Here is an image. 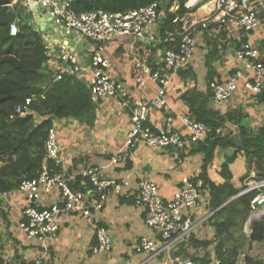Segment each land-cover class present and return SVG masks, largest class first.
Listing matches in <instances>:
<instances>
[{
	"label": "built area",
	"instance_id": "1",
	"mask_svg": "<svg viewBox=\"0 0 264 264\" xmlns=\"http://www.w3.org/2000/svg\"><path fill=\"white\" fill-rule=\"evenodd\" d=\"M73 0H64L58 7L54 0H43L44 7L49 6L53 22L73 31L80 41L92 44L113 41L117 38L132 37L138 42H155L157 45L175 44V48H165L164 58L159 68H152L145 60H136L135 86L142 89L147 83L157 86L155 96L149 102H143L130 96L123 83L108 76L109 62L100 49L90 54V62L85 66L79 63L77 52L66 45H58L53 53L49 44H45V56L50 59L56 56L59 63H66L71 71L63 70L54 74L53 81L61 79L63 73L74 76L89 72L92 81L89 86L90 102L99 104L105 99H114L119 106L129 110L130 129L127 132L124 149L135 148L140 141L146 146L156 149L172 148L178 151H189L197 142L204 141L211 129L185 115L181 118L183 133L174 129L171 119L160 129L148 124L151 108L168 110L165 95L172 84V78L180 70L191 64L195 51V38L207 31L209 26L224 27L233 25L245 34L255 31L261 20L257 14V5L252 0H186L183 15L171 20L174 31L166 32L165 36L154 39L147 29L161 23L166 12L176 14L180 10L179 0L153 2L147 6L129 10L122 14L107 13L101 10L77 14L72 9ZM32 4V0H24ZM264 0L258 5L263 6ZM16 24L10 26V35L18 34ZM56 53V54H55ZM238 66L225 79H214L208 83V89L214 104L223 105L229 102L238 91L240 84L250 95L261 96L264 106V59L258 49L250 42H244L235 52ZM30 100L25 101L28 106ZM26 108H18L23 114ZM45 159L36 177L21 182L18 191L25 198L21 210L18 229L27 239L45 243L55 237L59 230L58 221L62 214L79 215L92 223L93 215L102 212L109 197L132 199L142 210L145 227L154 237H141L135 247L138 254H147L146 264L152 259L186 242L199 222H194L188 211L198 204L203 183L199 179L186 180L171 200L160 196L159 189L152 181L140 179L136 187L131 189L127 177L113 180L106 177L103 168L87 166L78 172L68 173L60 153L58 135L54 127L49 129L44 142ZM123 162L122 154L113 156L111 166ZM80 179L78 188L74 185ZM244 190L238 195L254 193L249 202L251 212L264 206V178L256 179L254 174L244 182ZM57 192L58 201L44 205L49 197ZM5 194H3L4 196ZM212 214L207 216L208 219ZM95 244L91 248L93 255L111 251V242L107 230L98 224L96 227ZM29 264H51L46 253L33 258ZM174 264H192L191 261L174 260ZM214 264H218L216 260Z\"/></svg>",
	"mask_w": 264,
	"mask_h": 264
},
{
	"label": "crops",
	"instance_id": "2",
	"mask_svg": "<svg viewBox=\"0 0 264 264\" xmlns=\"http://www.w3.org/2000/svg\"><path fill=\"white\" fill-rule=\"evenodd\" d=\"M17 1L15 0L14 3ZM259 1L263 0H252V3L257 5L256 10L261 25L250 34H245L230 24L224 27L211 25L213 27L210 30L208 29L196 36L195 51L190 67L197 75V89L200 92L206 93L208 91L204 58L210 50V42L217 40L221 49L219 52L221 60L214 63L220 80L227 78L230 72L238 67L234 58L235 52L246 41H250L258 49L261 58L264 59V4L259 6ZM20 2H24V0H19L17 5ZM158 24L156 23L147 29V32L153 37ZM220 31L226 33L225 37L217 39ZM72 37L71 35L67 37L60 35V38L65 41L72 40L77 45L82 43L76 34L73 39ZM50 40L57 42V39L52 38ZM148 44L150 43L147 41L138 42L132 37L117 38L99 44L87 42L88 48L84 54V60L88 64L90 54L100 49L101 55L109 62L108 76L123 83L131 97L149 102L155 96L157 86L147 83L142 89H136L134 62L145 60L152 68H159L164 58L165 47L156 44L151 49H145V45ZM46 67V71L52 74L62 73L65 70L63 63H59L56 56L48 60ZM199 69L200 72L198 73ZM82 78L88 84L92 81L89 72ZM181 84L182 81L178 76L172 78L171 87L165 95L168 110L151 108L148 114L150 126L160 129L165 126L167 119H171L173 128L181 133L184 132L181 118L188 115V109L180 99L179 88ZM210 106L220 114L240 109L247 116L245 123L250 128L258 129L264 126V106L261 97L250 95L243 89L242 84L229 102L223 105L212 102ZM60 122L67 124V127L59 134L57 130ZM53 127L58 135L64 169L68 173L78 172L87 166L103 168L106 177L109 179L119 180L129 176L131 189L136 187L140 179H146L156 184L160 196L165 200H171L175 193L182 188L184 181L197 178L200 174L202 155H191L188 154V151H178L172 148H150L143 142L137 145L140 141L135 148L127 152L124 158L122 157L123 162L111 166L109 161L113 156L125 153L124 143L130 129L129 110L120 107L114 99H105L97 104L93 128H88L71 119L55 120ZM119 134L124 136V140L118 139ZM92 138L94 139L93 143L89 142ZM87 142H89L88 146ZM81 146L86 147V150L84 155L78 157L81 154ZM225 154L224 151L219 153L218 165L223 162ZM231 170L236 177L244 174L245 161L243 158L238 159L232 165ZM57 201V192L54 191L49 199L44 202V205ZM24 204L25 198L19 191L10 192L4 196L0 195V264H29L33 258L42 253L48 255L51 264H141L146 259L147 254H134L130 250L133 251V247L139 238L154 237L152 232L148 231L147 233V228L143 224L142 210L134 204L132 199L111 196L106 201L100 215H93L92 224H100L106 230L115 232L123 240V243H120L121 245L117 249L115 248L113 251L111 249L105 258L102 254L94 257L90 250L95 239L92 234L86 235L75 231L76 229L71 224L76 219L74 216L66 218L61 215L58 232L54 238L45 243L27 239L17 227ZM188 213L194 222H199V225L189 239L178 244L179 246L173 247L170 250V256L166 258L167 260L160 264H174L175 259L191 261L202 258L206 254L211 258L210 264H214L216 261L214 259V243L203 248L195 247L190 242V240L193 242H211L214 239V229L209 220L206 219L212 214L208 209V194L205 193L196 208L189 210ZM262 215H264V206L256 212L249 211L243 226L246 243L242 250L247 248L250 220L257 221ZM253 249V255L260 260L261 264H264V240L255 242ZM152 261L153 259L146 264H153ZM237 264H244L239 256Z\"/></svg>",
	"mask_w": 264,
	"mask_h": 264
},
{
	"label": "trees",
	"instance_id": "3",
	"mask_svg": "<svg viewBox=\"0 0 264 264\" xmlns=\"http://www.w3.org/2000/svg\"><path fill=\"white\" fill-rule=\"evenodd\" d=\"M163 1L73 0L71 6L77 14L97 10L122 14ZM185 1L179 0L180 10L176 14L166 12L159 23L162 37L166 32L174 31L171 20L186 12L183 8ZM18 2L13 7L0 8V195L18 191L22 181L37 176L45 159L43 146L53 121L71 119L93 128L96 120L97 105L90 102V84L84 78L63 73L60 80L53 81L51 72L48 75L40 73L47 70L49 60L45 56L44 40L29 25L18 21ZM12 24L19 29L16 36L10 35ZM225 34L220 31L217 39L224 38ZM160 46L175 48L174 43ZM209 47L204 58L207 89L210 81L218 79L214 63L221 60L217 40L210 42ZM177 76L182 81L180 99L188 109V116L211 129L207 138L194 144L188 154L202 155L201 170L196 179L202 181V191L208 194V209L212 212L208 220L214 229V239L211 242H190L203 248L214 243V259L218 264H237L239 252L246 243L243 226L254 193L238 195L244 190V182L251 173L256 179L264 178V126L250 128L245 123L247 116L240 109L224 114L214 110L210 106L213 97L209 89L206 93L197 89V75L190 66L180 70ZM27 99L30 100L28 106L25 105ZM24 107L23 114L17 112L18 108ZM234 128H238L242 149L235 144L237 134ZM221 151L226 154L218 165ZM240 158L245 161V172L236 177L231 167ZM79 184L80 179H77L74 187L78 188ZM191 262L210 264L211 258L206 254Z\"/></svg>",
	"mask_w": 264,
	"mask_h": 264
},
{
	"label": "water",
	"instance_id": "4",
	"mask_svg": "<svg viewBox=\"0 0 264 264\" xmlns=\"http://www.w3.org/2000/svg\"><path fill=\"white\" fill-rule=\"evenodd\" d=\"M32 4H26L24 2H20L16 7V16L18 21L22 25H29L34 32H37L42 39L44 40V44H49L51 47V51L54 53L58 45L63 44L67 47L73 48L78 55L79 63L82 66H85L84 54L87 51V42L85 40L82 41L79 45L72 42V40L65 41L60 38V35L65 37L71 35H75V32L70 31L68 32L65 28L56 25L51 16L49 6L44 7L42 4L43 0H32ZM58 7H60L61 3L64 0H54ZM15 0H0V8H10ZM45 12V14H43ZM72 37V39H73ZM57 39V42L51 41L50 39ZM45 67V64L42 65V68ZM63 68L67 71H71V67L68 66L66 63H63ZM41 74L48 75L47 71L41 70ZM86 73L82 72L76 77L78 79L82 78ZM69 76H74L72 73H69ZM237 134V140L235 142L237 148L242 149L243 146L240 144V134L238 133V128H234ZM250 232L248 234V244L247 248L241 250L239 252V257L244 262V264H261L260 260L256 259V256L253 255L254 249L253 245L255 242L264 240V215L259 217V220H250L249 222Z\"/></svg>",
	"mask_w": 264,
	"mask_h": 264
},
{
	"label": "rangeland",
	"instance_id": "5",
	"mask_svg": "<svg viewBox=\"0 0 264 264\" xmlns=\"http://www.w3.org/2000/svg\"><path fill=\"white\" fill-rule=\"evenodd\" d=\"M156 32H155V34H154V39L156 40L157 38H159V37H161L162 36V34H161V32H160V24H158L157 25V28H156ZM154 45H156V43L155 42H151L150 44H148V45H145V49H147V48H152ZM144 52V51H143ZM194 56V55H193ZM200 72V69L198 70V73ZM67 127V124H65V123H63V122H60V123H58V132H59V134L61 133V132H63V130H65V128ZM118 139L120 140V141H122V140H124V136L123 135H121V134H119L118 135ZM89 142H91V143H93L94 142V139L92 138ZM89 142H87L86 144H87V146L89 145ZM142 142H139L137 145H140ZM84 146H81V148H80V152H81V154L78 156V157H80L81 155H84V151L86 150V147H84ZM129 150H126L125 151V153H123L122 154V157L124 158L126 155H127V152H128ZM65 154V153H64ZM205 193L206 192H204V191H202L201 192V195H200V198H199V201L198 202H201V200L203 199V197H204V195H205ZM52 198H54V197H52ZM196 208V206L195 207H193V208H191V210H194ZM62 215H64L63 217H68V216H74L76 219L75 220H73L74 222H72L71 224H72V226L76 229L75 231L76 232H79V233H81V234H86V235H90V234H92L93 235V237H94V239H95V235H96V227H97V225L96 224H92V223H90V222H88L86 219H84V218H82L81 216H79V215H73V214H62ZM97 215H100V213H97V214H95L94 216H97ZM59 223H60V220L58 221V226H59ZM144 224V223H143ZM145 226V225H144ZM148 231H150L151 232V230H149V229H147V233H148ZM107 234H108V237L110 238V242H111V249H112V251L116 248L117 249V247H119L122 243H123V240L122 239H120V237H118L117 235H116V233L115 232H112V231H109L108 229H107ZM153 234V233H152ZM140 239V238H139ZM121 243V244H120ZM94 244H95V242H94ZM93 244V245H94ZM136 245H137V243L134 245V247H133V251H131L130 250V252L132 253H134V254H138L137 252H136V249H135V247H136ZM177 246H179V245H176V246H174V247H177ZM92 248V247H91ZM91 251V250H90ZM92 253V252H91ZM109 252H107V253H102V255H103V257L105 258L106 257V254H108ZM92 256H94V257H97L98 255H93L92 254ZM149 255H146V257H148ZM170 256V252H165L164 254H162V255H159V256H157L156 258H154L153 259V261H152V263L153 264H160V263H162V261H164V260H167L166 258H168Z\"/></svg>",
	"mask_w": 264,
	"mask_h": 264
}]
</instances>
